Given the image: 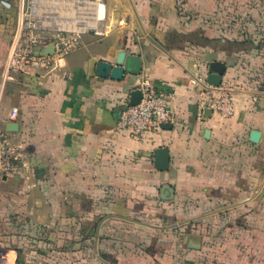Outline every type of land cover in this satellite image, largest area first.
<instances>
[{
  "label": "crops",
  "instance_id": "0c3cea01",
  "mask_svg": "<svg viewBox=\"0 0 264 264\" xmlns=\"http://www.w3.org/2000/svg\"><path fill=\"white\" fill-rule=\"evenodd\" d=\"M19 2L0 0V139L23 144L33 175L0 183L5 263L214 264L212 233L202 232L220 226L221 260L264 264V0H104L105 36L83 35L59 72L8 82ZM122 50L141 57L139 76H92V60L114 62ZM213 62L227 66L231 118L207 108L198 117L208 97L189 80L207 78ZM146 86L167 97L173 129L133 137L117 112ZM159 148L170 153L166 171L155 168ZM251 209L248 256L240 212Z\"/></svg>",
  "mask_w": 264,
  "mask_h": 264
},
{
  "label": "built area",
  "instance_id": "2783aa9c",
  "mask_svg": "<svg viewBox=\"0 0 264 264\" xmlns=\"http://www.w3.org/2000/svg\"><path fill=\"white\" fill-rule=\"evenodd\" d=\"M18 19L14 39L4 62L2 76L4 81L16 82L24 74L49 75L64 67L69 55L82 45V36L94 34L105 36L104 23L107 8L104 0H19ZM7 8L12 4L3 2ZM104 5V14L100 8ZM54 46L51 55H35L37 46ZM192 87L200 90L201 96L208 97V103L201 101L198 117L201 119L205 108L218 113L222 118L235 115L233 87L222 82L213 87L206 77L196 76L189 80ZM144 98L135 107L125 106L118 128L133 137L146 132L162 131V125L173 123L168 99L163 94L151 91L150 86L143 88ZM19 110L13 108L10 119L15 121ZM32 165L23 144L12 143L8 138L0 139V183L5 179L32 178ZM0 264H6L0 254Z\"/></svg>",
  "mask_w": 264,
  "mask_h": 264
},
{
  "label": "water",
  "instance_id": "95a60500",
  "mask_svg": "<svg viewBox=\"0 0 264 264\" xmlns=\"http://www.w3.org/2000/svg\"><path fill=\"white\" fill-rule=\"evenodd\" d=\"M54 52V46L50 45L48 47L37 46L35 48V55H51ZM94 65V71L92 76H97L101 78H108L114 81H124L125 77L128 76H139L142 71L143 63L140 56L129 54L127 50H122L118 53L114 62L106 61H96L92 60ZM227 66L221 62H213L210 65L209 74L207 77V82L213 87H220L223 78L226 74ZM144 98V93L142 89L135 88L130 93L129 102L127 107H135L139 105ZM125 108L122 107L117 112V118L120 119ZM205 116L210 117L213 111L209 108L205 110ZM163 130H172L173 125L166 123L162 125ZM8 130L10 132H18L17 125H9ZM261 139V133L258 131H253L251 133V141L253 143H259ZM170 167V153L166 148H159L156 150L155 156V168L161 171H166ZM174 198V189L165 185L162 190L163 200H172ZM190 248L200 249V245H195L194 243L189 244Z\"/></svg>",
  "mask_w": 264,
  "mask_h": 264
},
{
  "label": "rangeland",
  "instance_id": "374dc122",
  "mask_svg": "<svg viewBox=\"0 0 264 264\" xmlns=\"http://www.w3.org/2000/svg\"><path fill=\"white\" fill-rule=\"evenodd\" d=\"M235 40H238L239 38H234ZM250 199V198H249ZM241 202V201H240ZM242 212V213H241ZM240 212V228L244 229V231H246L244 234L242 232V229H240V253L246 252V254L248 256H251V254L253 253V246H252V214L254 211L248 210V211H241ZM256 212V211H255ZM209 231L210 233H212L211 236H208L209 240H207L206 244L204 243L205 247L207 248V250L211 253L214 254V257L212 258L214 261V264H236V261L231 262H227L226 260H221L220 259V255L224 252L227 253V250H229L228 248L224 247V241H225V234L223 232V230L221 229V227H213L212 229L208 228L207 229H203L204 231ZM236 239V238H235ZM237 241H239L238 239H236ZM234 240V242L236 241ZM211 241H213V244L211 243ZM233 245H235L233 243ZM235 247V246H233ZM237 247V246H236ZM231 251V250H230ZM232 252V251H231ZM263 263V262H261ZM240 264H253V261L247 260L245 262H243L242 260H240Z\"/></svg>",
  "mask_w": 264,
  "mask_h": 264
},
{
  "label": "bare ground",
  "instance_id": "6f19581e",
  "mask_svg": "<svg viewBox=\"0 0 264 264\" xmlns=\"http://www.w3.org/2000/svg\"><path fill=\"white\" fill-rule=\"evenodd\" d=\"M103 14H104V5H102L100 8V15L103 16Z\"/></svg>",
  "mask_w": 264,
  "mask_h": 264
},
{
  "label": "trees",
  "instance_id": "16d2710c",
  "mask_svg": "<svg viewBox=\"0 0 264 264\" xmlns=\"http://www.w3.org/2000/svg\"><path fill=\"white\" fill-rule=\"evenodd\" d=\"M15 27H16V25H15Z\"/></svg>",
  "mask_w": 264,
  "mask_h": 264
}]
</instances>
